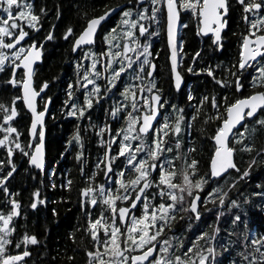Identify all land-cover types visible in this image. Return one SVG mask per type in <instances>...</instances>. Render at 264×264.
Wrapping results in <instances>:
<instances>
[{
    "label": "trees",
    "instance_id": "16d2710c",
    "mask_svg": "<svg viewBox=\"0 0 264 264\" xmlns=\"http://www.w3.org/2000/svg\"><path fill=\"white\" fill-rule=\"evenodd\" d=\"M15 1L22 9H28L34 19L33 27H25L30 36L23 49L27 52L31 44L38 43L36 29L42 9L53 12L59 7L63 11L60 23L65 28L74 18L91 17L133 0ZM19 10L18 6H7L5 0H0V44H9L15 37L9 38L2 33ZM194 13L195 6L181 12L179 71L185 87L177 93L172 84L165 35L162 37L160 59L163 60L157 67L175 107L170 125L179 123L181 130L177 134L174 130H165L161 141L170 143L167 156L174 159L171 164L177 171L175 184L188 186L200 179L202 185L208 187L211 185L209 163L215 151L213 139L221 130L231 106L255 93H264V71L241 69L245 29L236 11L231 15L221 45H214L211 40L199 36L198 18L195 19ZM0 50L6 52L5 47ZM45 55L44 64L48 67L44 80L49 83L52 94L54 76L65 70L70 52L66 46L59 49L50 46ZM20 60L8 61L0 68V141H9L0 148V216L11 217L4 254L18 257L23 251L27 232L46 241L45 258L36 257L34 252L38 247L31 246L30 264H69L71 259L77 260L81 256L77 252L86 248L84 225L88 218L94 220L98 216L96 212L87 209L84 212L80 207L82 192L100 183L103 151L96 137L98 129L85 122L76 128L75 123L60 113L56 117L50 110L46 123L47 169L42 173L31 167V117L21 100L24 74L18 72L16 86L11 83L13 69ZM34 80L38 89L41 84L39 67ZM13 108L17 111V119L7 125L5 119ZM8 126L15 130L14 134L3 130ZM71 138L76 139L73 146L69 144ZM33 144L37 145L38 139ZM78 146L82 147L83 155L76 157ZM230 146L236 153L235 166L229 175L212 184L215 187V214L204 228L210 235L215 231V264H264V110L254 120H247L245 127L235 133ZM150 147L152 143L145 144V161L154 154ZM135 181L134 175L126 177L123 184L133 185ZM206 244L211 245L210 238Z\"/></svg>",
    "mask_w": 264,
    "mask_h": 264
},
{
    "label": "flooded vegetation",
    "instance_id": "af4514ba",
    "mask_svg": "<svg viewBox=\"0 0 264 264\" xmlns=\"http://www.w3.org/2000/svg\"><path fill=\"white\" fill-rule=\"evenodd\" d=\"M189 1L192 7L195 6L199 36L211 40L214 45L222 44L234 11L245 29L242 49L246 38L253 41L264 37V0H227L228 15L222 21L223 25L227 23V29L222 32L218 43H215L214 34L208 37L200 35V10L205 0ZM177 4L180 14L186 11L181 6V0H177ZM119 7L122 10L99 29L94 41L76 52V42L89 22ZM62 13L59 7L53 12L42 9L38 19V43L33 44L43 48V62L39 66L41 84L36 89L40 91L48 85L39 100L38 106H42L39 111H43L50 102V110L56 117L60 113L63 118L75 123L76 128L82 127L84 122L94 124L103 151L100 183L85 189L86 193L82 192L80 201L82 211L87 209L98 216L94 220L88 218V223L84 225L86 248L77 252L81 256L77 260L71 259L69 264H215V231L210 235L204 228L215 214V187L212 184L205 187L200 179L190 186L175 184L177 171L171 164L174 159L167 156L170 143L161 141L165 130H174V126L179 125H170L175 107L169 100L165 80L157 67L163 60L160 56L164 35L166 40L165 0H133L117 4L91 17L74 18L65 28L60 23ZM219 14L222 15L223 11L219 10ZM214 29L216 31L218 27L215 25ZM19 30L18 34L28 32ZM17 35L13 36V40ZM50 46L57 49L66 46L70 52L65 70L54 76L52 94L49 93V83L44 80L48 67L44 64L45 54ZM251 50L253 54L261 52L262 56L241 69L263 72L264 46L259 48L253 42ZM152 66L154 74L150 76ZM169 69L171 72L170 64ZM183 88H174V91L177 93ZM155 95L159 98L161 119L152 133L142 136V119L152 115ZM176 130L175 134L180 133V125ZM39 134L36 137L38 143ZM47 135L46 127V142ZM73 140L76 139L69 141L71 146ZM148 143H152L150 150L154 154L145 161L143 154ZM108 151L109 170L106 166ZM75 155H83L82 147H76ZM139 173H144L146 178H142L136 186L123 184L126 177L135 175L137 179ZM162 179H168V184L162 185ZM196 185L200 186L196 188ZM209 238L210 246L206 244ZM43 239L26 232L23 251L19 255L22 260L16 262L17 256L3 254L1 264L8 258L14 259L11 264H30L34 246L38 247L34 255L45 258L46 241ZM149 252L153 254L137 262Z\"/></svg>",
    "mask_w": 264,
    "mask_h": 264
},
{
    "label": "water",
    "instance_id": "95a60500",
    "mask_svg": "<svg viewBox=\"0 0 264 264\" xmlns=\"http://www.w3.org/2000/svg\"><path fill=\"white\" fill-rule=\"evenodd\" d=\"M122 10L121 7L112 9L100 18L93 19L89 22L87 29L79 37L75 45V51L89 46L98 33L99 29L117 12ZM219 10L223 14H219ZM166 11V41L169 52V64L172 72V80L175 90H180L185 85V80L179 72V51H180V31L182 28V18L177 0H165ZM228 15L227 0H205L204 7L200 10V35L208 37L214 34L215 43L221 41V34L227 29V23L222 24L223 19ZM218 27L215 31L214 26ZM52 36V35H51ZM29 39L27 33H20L16 38L5 46V51L13 53L15 50L24 46ZM256 42L259 48L264 46V37L251 40L246 38L241 54V67L246 68L249 63H255L262 53L253 54L251 44ZM43 62V48L37 47L33 44L25 55L21 58L19 63L13 69L11 83L16 86V76L19 71L24 74V80L21 85V99L26 112L31 117V125L29 128L30 147L33 149L32 155L29 159V164L38 172H45L47 168L46 162V121L50 113V102H48L43 111H39V100L46 93L48 85L38 91L35 87L34 75L39 66ZM154 74V66L151 67L150 76ZM153 113L150 116H144L140 127V134L147 136L152 133L161 119L159 112V98L155 95ZM264 110V93H255L248 98L239 100L236 104L231 106L226 115V120L221 125V130L213 139L215 151L210 162V182L213 184L219 179L225 178L230 174L235 166V151L231 148L230 142L235 133L245 127L247 120H254ZM17 119V111L12 109L11 115L5 119V124L9 125ZM39 134V143L34 145V141ZM110 151L107 155V169H110ZM143 192V191H142ZM141 192V194H142ZM86 192L84 191V194ZM140 194V195H141ZM138 202V201H137ZM197 203V200L195 204ZM153 253L149 252L146 256L141 257L137 262L143 258H148ZM14 259L8 258L4 260L3 264H11ZM20 256L15 258L16 262H20Z\"/></svg>",
    "mask_w": 264,
    "mask_h": 264
},
{
    "label": "rangeland",
    "instance_id": "374dc122",
    "mask_svg": "<svg viewBox=\"0 0 264 264\" xmlns=\"http://www.w3.org/2000/svg\"><path fill=\"white\" fill-rule=\"evenodd\" d=\"M6 1V5L7 6H11V5H16L20 8V10L17 12L16 16H13L10 20H9V25L6 27V29L3 31V35L12 38L15 35V32H19L20 28L21 30H25V27H33L34 26V19L30 16V13L28 11V9L26 8H21V6L18 5V3L15 0H5ZM181 6L184 7V10H190L192 8L190 1L189 0H181ZM6 44H0V49H2L3 47H5ZM23 46L20 47L19 49L15 50L13 53L11 52H2L0 50V68L6 64V62L10 61L11 63L19 58H22L25 55V51H23ZM179 125H175L174 126V131L177 132L176 127ZM162 128V127H160ZM6 133H10V134H14L15 130L11 127L8 126L6 129H3ZM163 130V129H162ZM164 131V130H163ZM8 139L7 140H2L0 141V148L5 146V143H8ZM9 146V145H8ZM10 148V146H9ZM9 148H7V150L9 151ZM142 178H146L144 176V173H139L137 176L136 181L134 182V186H136L139 181ZM162 182V185H167L168 184V179L167 180H160ZM192 185V184H191ZM190 186V184L188 185ZM200 185H196L195 187L198 188ZM10 223H11V217H5V216H0V257H2L3 259V254L5 251V245H6V238L5 236H7L9 234L10 231ZM6 260V259H4ZM2 261V260H1ZM4 262V261H3Z\"/></svg>",
    "mask_w": 264,
    "mask_h": 264
},
{
    "label": "bare ground",
    "instance_id": "6f19581e",
    "mask_svg": "<svg viewBox=\"0 0 264 264\" xmlns=\"http://www.w3.org/2000/svg\"><path fill=\"white\" fill-rule=\"evenodd\" d=\"M215 212V211H214Z\"/></svg>",
    "mask_w": 264,
    "mask_h": 264
}]
</instances>
